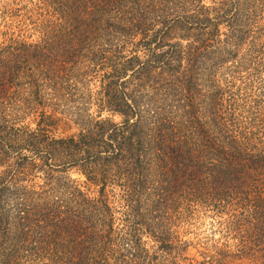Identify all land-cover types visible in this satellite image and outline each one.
<instances>
[{
    "label": "trees",
    "instance_id": "1",
    "mask_svg": "<svg viewBox=\"0 0 264 264\" xmlns=\"http://www.w3.org/2000/svg\"><path fill=\"white\" fill-rule=\"evenodd\" d=\"M44 1L49 31L0 43V264L186 263L201 212L222 242L188 264H264V99L223 106L210 65L244 32L263 67L264 8ZM57 114L84 125L63 136Z\"/></svg>",
    "mask_w": 264,
    "mask_h": 264
},
{
    "label": "rangeland",
    "instance_id": "2",
    "mask_svg": "<svg viewBox=\"0 0 264 264\" xmlns=\"http://www.w3.org/2000/svg\"><path fill=\"white\" fill-rule=\"evenodd\" d=\"M200 1L205 7L214 9L220 6L221 8H226L230 3H234L239 9V15L243 14L244 7L252 3L254 5L253 7L258 6L257 11L261 10V7L264 8V0ZM253 9H256V7ZM233 12L234 11L231 13ZM260 17H262L260 25H264V14L262 13ZM52 21L53 18H51L49 3L44 0H0V43L4 40L2 33H7V36L12 35L28 43L38 41L41 33L49 31ZM219 29L220 34H218L217 38L224 40L226 36L229 37L227 34H229L230 31L226 30L223 24L220 25ZM243 34L244 32L233 35L232 42L228 40L229 45L220 47L222 50L221 55L213 58L210 64L212 65L216 60L222 62H220V66L217 67L218 72L215 81H217V85L222 91L223 106L226 107L230 102L236 100V98H238L239 102L242 99L240 96H242L243 101L240 106L242 109H240L239 112L248 110V107L256 106V101L264 99V92H259L261 86H258L259 81L261 83L264 82V65L263 67H258V61L254 62L252 60L249 54L250 46L248 47L247 40H241L239 43V39ZM248 40H250V38ZM186 42V40H183L181 42L182 46H184ZM216 46H218V44ZM255 49L256 51L262 52L261 56L264 63V34L258 39ZM89 87L91 91H86V94L90 99H88L89 103H87L84 108L86 109L85 113L94 118L98 114L96 112V107L93 105L94 97H96L94 92L98 89V83L90 81ZM238 95L239 97H237ZM101 114L104 117L107 113L104 112ZM55 117L60 120L58 131L63 133V136L76 135L80 131V126L84 125L83 123L77 124L71 119H67V116L63 114H57ZM31 119L32 118L25 117V122L28 123ZM113 121L118 122L119 119L114 117ZM70 177L79 184H82L84 181V177L75 172H71ZM214 222L215 220H213L211 215H206L204 212H201L194 217L187 218V221L184 222L182 226L178 227L181 239L190 243L187 250V258L189 260L181 264L202 261V256L206 255L210 257L214 255V246H219L222 242L220 240L221 235L215 230L216 226Z\"/></svg>",
    "mask_w": 264,
    "mask_h": 264
}]
</instances>
